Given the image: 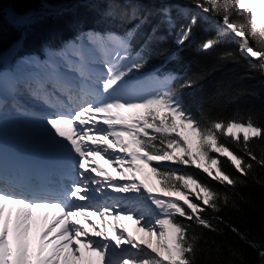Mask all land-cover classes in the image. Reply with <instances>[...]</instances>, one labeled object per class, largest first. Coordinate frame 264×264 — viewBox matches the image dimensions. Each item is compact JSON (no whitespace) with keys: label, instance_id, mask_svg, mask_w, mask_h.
I'll list each match as a JSON object with an SVG mask.
<instances>
[{"label":"snow or ice","instance_id":"snow-or-ice-1","mask_svg":"<svg viewBox=\"0 0 264 264\" xmlns=\"http://www.w3.org/2000/svg\"><path fill=\"white\" fill-rule=\"evenodd\" d=\"M100 3L106 4L103 20L131 26L90 30L83 34L90 47L74 42L53 53L43 75L7 82L9 92L23 85L49 110L38 119L62 182H32L0 161V264H197L202 244L209 243L205 230L219 234L224 223L215 214L235 206L238 185L256 166L264 169V153L251 145L264 140V127L252 116L210 119L202 100L187 104L181 90L195 83L187 72L131 78L155 57L179 58L152 46L161 26L182 47L202 25L208 35L195 45L197 52L234 45L236 52H222L220 59L238 54L264 73V0H150L147 8L141 0H84L85 6ZM152 17L159 18L156 24ZM4 90L0 73V114ZM225 162L240 175L226 172ZM189 167L226 190L204 183ZM125 220L133 230L120 223ZM258 254L264 264V249Z\"/></svg>","mask_w":264,"mask_h":264},{"label":"trees","instance_id":"trees-1","mask_svg":"<svg viewBox=\"0 0 264 264\" xmlns=\"http://www.w3.org/2000/svg\"><path fill=\"white\" fill-rule=\"evenodd\" d=\"M141 2L145 8L151 7L150 0ZM105 7L104 3L85 6L84 0H0V53L18 40L21 43L16 55L42 53L46 48L62 47L86 29L123 32L131 26L121 24L118 20H103L102 12ZM7 9L13 13V19L7 17ZM27 14H32L30 22L20 23L19 18ZM151 19L152 24H156L159 18ZM150 28L151 25H146L144 31L147 32ZM206 35L208 34L203 31V27L197 26L193 29L192 39L181 47L175 44L173 35L167 31L166 26H161L157 32L160 39L152 46L161 50L165 56L170 52H177L179 58L169 62L164 56L155 57L139 72L133 73L132 77L148 73L156 67L158 69L154 74L182 75L187 72L195 81L192 88L181 90L187 104L202 100L203 110L210 119L246 120L252 116L255 123L264 127V73L250 68L247 61L238 54L232 59H220L222 52L235 53L234 45L221 46L210 53L197 52L195 45ZM253 46L257 50L260 48L255 42ZM182 82H177L176 86ZM193 111L195 113L194 109ZM195 114L199 116V113ZM222 142L235 148L230 141L222 139ZM251 145L258 155L264 153V140L252 141ZM223 168L234 176L240 175L227 162L223 164ZM186 170L204 183L211 184L216 190H226L201 171L193 167ZM235 191L239 193L233 197L235 206L230 205L215 214L224 221L218 225L220 233L205 230L204 237L209 243L202 244L197 264H260L261 257L258 253L264 249V169L256 166L249 174L248 182L238 185ZM208 215L214 214L209 211ZM232 227L246 238L241 239L240 235L231 230Z\"/></svg>","mask_w":264,"mask_h":264},{"label":"bare ground","instance_id":"bare-ground-1","mask_svg":"<svg viewBox=\"0 0 264 264\" xmlns=\"http://www.w3.org/2000/svg\"><path fill=\"white\" fill-rule=\"evenodd\" d=\"M31 57L33 58L30 59ZM50 57H52V55L49 56V60ZM67 59L71 60L68 56ZM26 61H34L35 63L29 65L25 63ZM58 62L61 71L65 72L67 75H71V73L67 71L63 59H59ZM47 63H49V61H47ZM47 63L44 64L42 60L39 61L36 56L27 55L17 60L15 64L17 67L16 72L6 73L0 71L5 81V90L3 93L5 107L3 113L0 114V161H2L6 168H12L13 172L18 174H26V176H29L34 172H39L40 174H37V176L41 177L43 180H45L43 172L44 162L50 160L53 162L52 166L55 165V159L48 144L46 133L44 132L43 125L38 119L39 116L44 115L49 110L41 102L35 100L29 92H24V90L20 88L24 86L21 85L18 87L19 89L14 92L16 95H13V97H16V99L31 97L33 102L29 104L30 108L17 111V108L21 109L20 106H17L18 103L10 102V100L8 101L10 92L7 88V82L9 78L13 76L19 80L26 81L30 77L43 75L46 72L45 65ZM14 69L15 68H11V71ZM24 89L27 90L26 87H24ZM13 109L16 111L12 112ZM34 111L38 112L37 114L39 115H36ZM97 160L107 171L115 174L112 167H109L108 164L103 160H99V158H97ZM74 219H78L81 223H84L82 217H76ZM120 223L129 228L130 231L133 230L131 221L125 220ZM37 242V237L34 232L33 247H35Z\"/></svg>","mask_w":264,"mask_h":264},{"label":"rangeland","instance_id":"rangeland-1","mask_svg":"<svg viewBox=\"0 0 264 264\" xmlns=\"http://www.w3.org/2000/svg\"><path fill=\"white\" fill-rule=\"evenodd\" d=\"M172 2L174 3H178V4H182V5H191V4H188L186 1H184L183 3H181L179 0H172ZM9 9L6 10V15L9 19H13V13L12 12H9L8 11ZM23 17H32V14H27L26 16H23ZM174 37H175V34L173 33ZM175 40H176V37H175ZM75 43H83L86 47H90L88 44H87V41L86 39L82 37H80L77 41H74ZM74 42H71L69 43L68 45H66L64 48H62L61 50L59 51H51V50H47L46 53H45V56L41 59L44 64L47 63V61H49V56L53 55L54 52L56 53H60L62 52V50H66L69 48V46L74 43ZM19 46V42L15 43L13 46H11L9 49H7L6 51H4L3 53L0 54V66H3L5 68L1 69L3 72H9L8 70H6L7 68H15L13 71L11 72H16L17 70V67L15 66L16 62L18 59L14 60V55H15V52H16V49L18 48ZM67 56L68 58H70L71 60H74L75 58L72 56L71 54V51L67 52ZM33 57H31L30 59H32ZM40 60V61H41ZM59 60V59H58ZM64 63V62H63ZM136 80H144L143 78L142 79H138L136 78ZM31 98V97H30ZM14 112V111H12ZM36 112V111H34ZM33 113V112H32ZM38 112H36V115H39L37 114ZM35 115V114H34ZM194 168V167H193ZM195 169V168H194ZM200 171V170H198Z\"/></svg>","mask_w":264,"mask_h":264}]
</instances>
